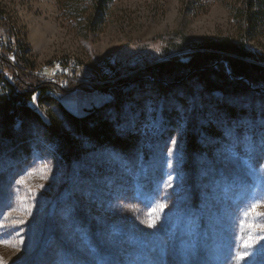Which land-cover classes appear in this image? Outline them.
Listing matches in <instances>:
<instances>
[{
    "label": "rangeland",
    "instance_id": "374dc122",
    "mask_svg": "<svg viewBox=\"0 0 264 264\" xmlns=\"http://www.w3.org/2000/svg\"><path fill=\"white\" fill-rule=\"evenodd\" d=\"M94 2L0 0V34L11 38L8 24L30 72L65 59L86 85L183 58L186 39L228 38L264 59V0H111L101 15ZM150 86L128 84L118 98L74 89L42 110L61 118L60 106L77 116L101 108L136 139L129 152L85 141L78 160L63 162L37 122L19 143L0 141L2 264H264V239L243 249L237 230L243 210L264 197V91ZM42 164L46 178H28ZM241 251L249 254L237 260Z\"/></svg>",
    "mask_w": 264,
    "mask_h": 264
},
{
    "label": "trees",
    "instance_id": "16d2710c",
    "mask_svg": "<svg viewBox=\"0 0 264 264\" xmlns=\"http://www.w3.org/2000/svg\"><path fill=\"white\" fill-rule=\"evenodd\" d=\"M111 0H95L93 4L96 15H101ZM263 0H248L251 7L262 5ZM10 37L14 40L17 50L14 56L15 64L0 61V141L8 144L19 143L18 134L24 131L31 122L41 124L46 141L55 146V153L63 161L72 163L81 156L80 145L87 141L95 147L109 146L121 152L134 149V136L121 135L114 123L109 120L101 108L87 111L84 116H77L66 111L62 106V117L57 118L49 112L40 109L41 104L57 103L58 95L63 92L28 74L25 70L34 69L25 57L20 45L8 24ZM185 46L191 53L183 58L172 57L164 61L147 65L144 69L127 74L125 77L99 84L96 76L92 77L95 85L78 84L84 92L95 90L114 92L118 98L128 84L148 83L157 91L166 92L191 81H197L203 91L212 93L242 92L253 89L264 91V59L259 58L244 44L228 38L193 42L188 39ZM75 84L71 85V88ZM56 91V97H51L50 91ZM54 93V92H52ZM55 94V93H54ZM264 94V92H263ZM35 97V100L33 99ZM35 101L38 109L30 107ZM25 264V263H24ZM30 264V262H26Z\"/></svg>",
    "mask_w": 264,
    "mask_h": 264
},
{
    "label": "built area",
    "instance_id": "2783aa9c",
    "mask_svg": "<svg viewBox=\"0 0 264 264\" xmlns=\"http://www.w3.org/2000/svg\"><path fill=\"white\" fill-rule=\"evenodd\" d=\"M17 46L12 38L5 37L0 34V61H5L11 65L15 64L14 56L16 54ZM77 69H81L75 64H67V62L56 61L50 67H39V72H30L25 70L28 74H32L44 82L51 84L63 92H72L78 89L77 85L81 84ZM75 84L72 88L71 85ZM57 93L56 91H50ZM35 102V101H31ZM46 105L41 104L40 109H45Z\"/></svg>",
    "mask_w": 264,
    "mask_h": 264
},
{
    "label": "snow or ice",
    "instance_id": "6c2138e0",
    "mask_svg": "<svg viewBox=\"0 0 264 264\" xmlns=\"http://www.w3.org/2000/svg\"><path fill=\"white\" fill-rule=\"evenodd\" d=\"M33 99L35 100V97ZM48 167L49 166L47 164H42L36 168H33L32 171L28 173V178H31L32 176L38 173L41 174L42 179L46 178V172L48 170ZM18 183L26 185L27 179L26 178L21 179L20 181H18ZM165 207H167V205L161 203V204L156 205V207H154L152 211L149 212L148 215H149V219L151 220V223L149 226L155 227V220L152 219L153 213H155L157 209L162 211ZM262 207H264V197L252 202L247 208H245L242 212L241 218L237 221V230L240 233V246L243 249H250L252 248L254 243H257L259 240L264 239V222L249 223L247 221V217L249 215H252L256 218L264 217V211H260ZM9 215H11V213H9ZM17 223H23V221H17ZM0 227H3V225H0ZM245 230H247L248 233L259 232L260 235L257 236L254 234H249L245 236L244 234ZM20 242L23 243L22 240ZM0 243L9 244V241L4 240V241H0ZM261 251H264V247H262ZM248 254L249 253L247 251H241L236 254V258L237 260H244ZM0 264H2V261H0Z\"/></svg>",
    "mask_w": 264,
    "mask_h": 264
},
{
    "label": "bare ground",
    "instance_id": "6f19581e",
    "mask_svg": "<svg viewBox=\"0 0 264 264\" xmlns=\"http://www.w3.org/2000/svg\"><path fill=\"white\" fill-rule=\"evenodd\" d=\"M63 62H67V64H69V60H65V59H63ZM30 70H31V69H28V71H30ZM49 95H50V96H54V93L51 92V93H49Z\"/></svg>",
    "mask_w": 264,
    "mask_h": 264
}]
</instances>
